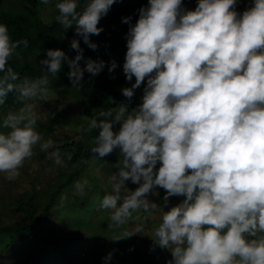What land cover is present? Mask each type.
I'll return each instance as SVG.
<instances>
[{"label":"clouds","instance_id":"9594fccd","mask_svg":"<svg viewBox=\"0 0 264 264\" xmlns=\"http://www.w3.org/2000/svg\"><path fill=\"white\" fill-rule=\"evenodd\" d=\"M237 2L197 0L194 10H186L182 0H148L129 29L123 65L126 80L135 78L132 88L122 90L125 97L147 80L142 103L131 113L121 105L111 121L106 118L112 110H102L98 115L105 119L88 123L89 132L99 130L92 152L104 158L119 149L122 156L118 176L110 177L115 195H106L101 205L113 209V224L123 225L140 208L147 211L145 197L154 187L165 190V200L184 197L162 213L154 230L159 246L171 252L168 264H264V0H253L242 13L235 11ZM113 3L89 0L77 12V0H60L56 21L64 29L75 24V34L95 50L89 36L102 31L97 24ZM22 43L27 46L13 42L0 24V98L15 90L22 103L46 99L48 74L55 77L62 61L73 87L84 72L97 75L104 67L87 60L81 68L82 50L73 39L74 59L48 50L40 61L44 75L13 84L17 74L6 66ZM34 109L24 103L0 120L7 130L0 131V174L8 181L20 176L34 148L55 147L36 131ZM48 158L63 164L58 150ZM126 180L139 186L117 207ZM87 183L75 185L79 195Z\"/></svg>","mask_w":264,"mask_h":264},{"label":"trees","instance_id":"16d2710c","mask_svg":"<svg viewBox=\"0 0 264 264\" xmlns=\"http://www.w3.org/2000/svg\"><path fill=\"white\" fill-rule=\"evenodd\" d=\"M58 2L60 0H49V3L45 5L41 0H0V24L7 26L8 34L13 42L22 40L27 42L26 47L23 43L20 44L8 60L6 67L12 68L18 77L17 80L9 82L19 85L25 78L38 79L44 75L47 69L40 64V61L47 58L48 50H60L69 60L74 59L77 53L71 48L73 39L77 40L82 50L83 59L79 61L81 68L84 67L87 60L96 63L103 62L104 67L97 75L84 72L76 87H73L68 79L69 68L66 61L61 62V71L55 77L48 74L49 83L47 86H52L55 83L57 88L61 89L62 98H66V102L65 100L62 102V98L60 101L56 100L63 113L60 115L54 111L46 113L44 121L37 120L36 131L47 137L52 132L51 128L57 124V115L60 116V120L69 124V118L73 116L76 121L71 123L72 126L77 130L83 129L80 131L81 139L74 136L67 137L56 143L55 147L50 148L48 152H42L39 147L37 148L39 152L45 153L46 157L48 153L58 150L63 164L56 165L54 162L51 165L54 172L51 180L45 186L35 188L30 183L28 190L18 194L14 203L9 204L7 208L8 214L10 212L11 216L5 217L2 212L0 213V264H55L56 256L62 253L55 246V233H60L58 238L60 243L69 238V234L65 235V232L69 233V231L61 225L58 226L59 222L55 216L60 213L63 203H72L71 197L68 200L69 196L74 197L72 205L75 204L77 207L84 208L86 203L94 204L96 207L100 206L102 208L100 212L103 214V228L113 229V236L111 233L109 236L103 235V240H108L105 243L103 240L96 241L97 238H85L90 255H85L87 259H83L81 263L168 264L171 252L169 249L159 246L154 236V230L161 222L162 213L176 206V201L182 202L184 197L176 196L165 200V190L154 187L145 197L149 203L148 210L140 208L132 212L131 217L123 225H120L121 229H117V226L109 219L113 209L103 208L101 205L105 197L103 192H106L107 195H115L110 177L113 174L118 176L117 165L122 160L119 149L104 158L99 157L96 172L100 174L101 179L91 182L92 179L87 176L85 171V162L94 153L92 148L96 146L94 144L92 147L86 143L90 140L89 137L93 136L96 139L99 135L97 129H93L91 132L87 130L89 121L93 118L105 119L99 117L98 113L102 110H112L113 116L106 118L111 121L121 105L126 106L128 113H131L135 109V106H132L133 103L138 106L142 103L147 82H142L139 88L133 89L131 98L125 97L122 90L132 88L135 78L133 77L131 81L126 80L123 65L127 52L129 29L139 18V10L148 6V0H114L106 15L102 16L97 24V27L102 31L99 35L89 36V42L96 45L95 50L89 48L83 38L75 34V24L71 28L64 29L56 21L59 12L55 5ZM88 2L89 0H77V12H82ZM196 6L197 0H182L183 9L194 10ZM42 11L43 15L46 14L44 19L41 15ZM126 17L131 18L128 24L122 22ZM113 63L116 67L109 71ZM48 95V99L33 101L46 107L49 105H47L49 101L54 102L51 95ZM18 96L19 93L13 90L0 98L3 100V103H0V111L18 110L23 107L26 101L20 102ZM91 105L96 107L95 112L88 109V106ZM68 107L77 109V113L66 115L65 111ZM119 127V124H114L113 131H118ZM69 155H71L70 160L68 159ZM46 161H48L47 158ZM84 177L87 179L84 180ZM82 181L88 183L84 189V195H79L75 185ZM68 184L70 185L68 186ZM138 186L131 180H126L123 188L125 187L124 189L128 191L127 195H130ZM122 195L120 192L121 198L124 197ZM93 197H96L95 203L91 202ZM153 204L156 205L155 208L151 206ZM119 205L120 203L117 202V207ZM110 224L111 227H109ZM138 228L141 231H137ZM121 231L122 234L128 232L131 235L115 239L121 237L119 235ZM115 248L118 250L119 259L116 262L107 260L108 262L103 263L104 257L109 254L108 249L114 250ZM119 250L121 251L119 252ZM73 263L75 264V262Z\"/></svg>","mask_w":264,"mask_h":264},{"label":"rangeland","instance_id":"374dc122","mask_svg":"<svg viewBox=\"0 0 264 264\" xmlns=\"http://www.w3.org/2000/svg\"><path fill=\"white\" fill-rule=\"evenodd\" d=\"M251 2V3H250ZM253 0H238V3L236 5L235 11L243 9L244 7H248L249 5H252ZM47 11H49L47 9ZM43 19L46 14H42ZM144 82H147L146 80ZM48 88V94L51 95V97L54 99L53 101H49L47 103L48 106H43L39 102H34V101H26V103H32L35 105V111L37 112L39 116V120L44 121L46 118V113L48 112H55L56 114L63 113L60 104L58 101L61 100L62 98V92L60 88H57L56 84L54 83L52 86H47ZM49 98V95H47L46 99ZM66 98H62L65 100ZM58 100V101H56ZM66 102V100H65ZM133 102L134 99H133ZM132 102V103H133ZM62 106V105H61ZM132 106H135V109L138 108V105L133 103ZM60 107V108H59ZM88 109L91 112H95L96 107L94 105L88 106ZM8 111H0V120L3 119V117L6 115ZM66 115L67 114H76L77 109H72L71 107L67 108L65 111ZM58 116L57 119V124H55L51 128V134L45 137V139L51 138L54 143L60 142V140H63L67 137H76L81 139V134L80 131L75 129L72 124L76 121V118L71 116L70 119V124L65 123L66 121L60 120V116ZM72 123V124H71ZM0 131H7L5 129H0ZM90 140L86 143L87 145L94 146L95 144V137H89ZM38 146L34 148L33 156L31 159H28L25 161L24 166L20 169V176L13 180V181H8L7 179L4 178L3 174H0V213H3V216H11V213L7 211L8 205H12L14 203V200L17 198L18 194H20L23 191H26L30 188V183L34 185L35 188L45 186L49 180H51V176L54 172L53 169H51V165L54 164L53 159L48 158V154L46 157L45 153H41L37 150ZM46 158L48 161H46ZM99 161V157L97 154L93 153L85 162V171L87 172V176L92 179L91 182H95L93 180H99L101 179L100 174L96 172V167L97 163ZM87 178L84 177V180ZM73 182V181H72ZM83 183V181H82ZM71 184V183H70ZM68 184V186L70 185ZM87 185L85 186V188ZM84 188V189H85ZM123 188V187H122ZM125 188V187H124ZM122 189L121 193L123 194L122 196H125L128 194V191L126 189ZM103 195L106 196V192H103ZM71 197V202L73 203L74 197ZM96 197H93L91 202L95 203L96 202ZM79 200V199H77ZM123 198L118 201V203H122ZM72 203H63L62 208L60 209V213H58L57 216H55L58 220V226L64 227L66 230L69 231V233L65 232V235H68L69 238H66L60 243L58 242V238L60 237V233H55L54 239L56 241L55 246L61 250V254H58L56 256V263L55 264H80L83 259H87L86 256H89V246L87 245V241L85 238H92L96 239V241L103 240V235L109 236L111 233V236H113V229L110 228H103V214L100 212L102 208L100 206L96 207L94 204H87L86 203V209L85 207H77L75 204L72 205ZM76 206V207H75ZM97 214H96V213ZM111 215V214H110ZM11 218V217H10ZM117 229H121V226H117ZM111 231V232H110ZM118 232V231H117ZM116 233V232H115ZM124 233V232H123ZM98 237H94V236ZM120 236H122V231L121 234L119 233ZM81 236V238H80ZM132 240H134L132 238ZM108 241V240H107ZM103 240V243L107 242ZM111 242V240H109ZM108 253H111V259L110 261L116 262L119 257L117 256L118 250L115 248L114 250L108 249ZM121 250H119L120 252ZM86 255V256H85ZM119 255H121L119 253ZM108 256V254H107ZM106 256V257H107ZM70 257V259H69ZM172 260L171 257L169 258V261ZM108 262L107 260H103V263ZM85 264V263H81Z\"/></svg>","mask_w":264,"mask_h":264},{"label":"crops","instance_id":"0c3cea01","mask_svg":"<svg viewBox=\"0 0 264 264\" xmlns=\"http://www.w3.org/2000/svg\"><path fill=\"white\" fill-rule=\"evenodd\" d=\"M251 3V2H250ZM252 5H249L248 7H244L243 9H240V10H236L237 11V13H242L244 10H246V9H248V8H250ZM179 203H181V202H179V201H176V204L178 205ZM175 204V205H176Z\"/></svg>","mask_w":264,"mask_h":264}]
</instances>
